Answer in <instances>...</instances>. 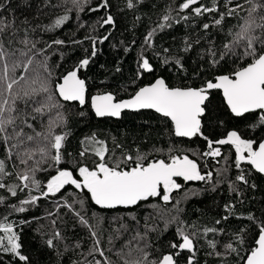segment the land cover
<instances>
[{"label": "snow or ice", "instance_id": "snow-or-ice-1", "mask_svg": "<svg viewBox=\"0 0 264 264\" xmlns=\"http://www.w3.org/2000/svg\"><path fill=\"white\" fill-rule=\"evenodd\" d=\"M142 2L126 0V7L134 9ZM220 3L221 0H210L209 4L203 0H182L177 15L174 17L172 12L175 10L170 8L157 27L162 31L171 27L173 20L179 23L181 19L213 15L212 24L203 23L202 28L208 31L216 26L222 31L227 18H237L240 11H245L247 15L239 25V31H229L230 40L219 48L213 42L206 50L211 57L209 62L212 67L231 61L236 65L232 71L216 75L199 87H174L163 77H157L153 82L138 87L127 99H118L112 92H106L92 95L90 100L91 109L97 118H119L124 110H154L170 121L171 137L188 140L199 137L206 142L205 149L193 152L191 156L186 150L177 147L173 140L166 148L154 147L149 153L137 150L135 154L122 150L117 157L95 133L81 140L79 159L67 152L69 132L64 130L68 124L65 109L73 102L81 107L87 103L86 82L79 72L90 64V57L85 56L64 72L54 71L49 53L55 46H63L66 42L59 38L44 40L41 33H54L60 29L69 20L67 14L57 16L47 25L39 23V15H32L31 4L24 9L32 15L31 19L28 15L23 19L17 18L15 14L11 19L0 15V193H3L0 194V205L8 215L25 213L30 207L38 205L40 200L57 198L69 186L75 190L78 195L71 203L60 195L59 199L63 202L57 203V208L68 209L78 218L80 225L88 228L93 241L88 255H93V261H73L72 264H116L106 252H112L121 264H179V257L187 252L186 264H198L197 241L201 238L195 225H185L180 216V202L176 201L173 204L176 215L170 219L162 218V229L158 223H150L155 219L151 215L145 217L143 225L135 214L130 213L127 218L119 217L128 222H122L114 229L115 236L108 239L110 247L104 249L94 225L90 224L86 215L73 207L74 204L78 203L83 208L87 199L100 209H133L144 202L158 199L167 205L173 201V193L182 188L180 180L185 183L211 182L214 173L212 170L205 171V168L210 161L219 164L220 159L224 160L225 166L215 169L216 175L223 176L230 166H234L237 175L234 181L229 182V190L238 196L241 193L237 182L249 186L252 172L264 176V139L246 138L237 129H226L220 138L212 139L203 130L204 118L211 110V90L222 93L223 103L232 117L245 118L249 114L256 117V124L250 127L264 126V0H244V3L227 0L223 11ZM245 4L249 7L245 8ZM4 5L5 0H0V10L4 9ZM71 5L68 11L75 10L79 16L89 6V0H71ZM45 7L55 8L57 5L48 0ZM110 7V0H98L88 10L99 12ZM37 12L43 14L39 9ZM179 13L191 15L180 16ZM97 24L100 28L114 26V17L106 13ZM155 33L156 29H153L144 37L142 47L145 50L154 47L152 38ZM84 39L91 42V56L95 57L97 43L108 40L109 35H88ZM72 43L79 44L82 41L73 40ZM191 47L192 44L186 42L184 51H189ZM129 50L125 48V52ZM163 51L167 53L169 49ZM156 55L160 56L159 53ZM168 62L169 58L163 57L162 63ZM175 65L183 68L180 59H175ZM61 67V64L55 65L56 70ZM137 67L136 79L144 73L155 71L143 52L139 54ZM79 114L85 115L83 111ZM219 124L224 126L225 122L220 120ZM225 147L234 155L231 161L222 151ZM115 148L122 149V145L116 143ZM89 156L94 157L91 167L85 162ZM66 157H70L71 161ZM200 160H204L203 165ZM68 163H71L70 167L64 166ZM250 186L256 187L254 183ZM21 193L25 194L23 199L19 198ZM187 196L186 193L185 198ZM10 198H16L18 203H10ZM148 206L159 207L152 204ZM233 207L225 205L229 212ZM8 215L0 212V253L11 258L8 264H12V261L15 264H33L31 258L22 252L20 235L14 231ZM247 219L254 227H245L239 233H234V242L224 244V251L219 250L216 241L208 240L211 251L207 254L221 258L220 264H229L225 257H233V264H264V213L260 218L249 214ZM130 222H134L135 226L130 227ZM219 223L217 220L216 224ZM172 224L176 225V238L169 242L171 251H151V234H163ZM217 231L221 230L205 227L203 236ZM125 233H132L130 239L116 249L114 241ZM64 239L56 231L45 240V244L49 249H54L57 248L56 242L62 243ZM75 247H80L79 242H76ZM64 249L69 250L67 244ZM95 254L100 259H96ZM58 255L62 253L58 252ZM0 264H4L2 255Z\"/></svg>", "mask_w": 264, "mask_h": 264}, {"label": "trees", "instance_id": "trees-1", "mask_svg": "<svg viewBox=\"0 0 264 264\" xmlns=\"http://www.w3.org/2000/svg\"><path fill=\"white\" fill-rule=\"evenodd\" d=\"M47 2L48 0H5L4 9L0 10V15L9 19L13 14L19 19H23L25 15H28L29 19L32 18V15H39V23L47 25L57 16L67 14L69 20L60 29H56L54 33H41L44 40L59 38L66 42L63 46H55L49 53L54 71L64 72L85 56L90 57V64L79 72L80 77L86 82L87 103L82 109L77 104H69L65 109L68 124L64 130L69 132L66 142L67 152L79 159L78 153L82 149L81 140L93 133L98 139L104 140L110 152L114 151L117 157L120 156L122 150L135 154L137 150L149 153L154 147L166 148L173 140L176 141L177 147L186 150L190 156L193 152L205 149L206 142L199 137H194L192 140L171 137L169 135L170 121L152 112L124 113L119 120L96 119L89 100L92 95L106 92H112L118 99H127L131 94H134L138 87L153 82L157 77H163L169 85L174 87L188 85L199 87L204 81L213 79L216 75L229 73L236 65L229 61L221 66L212 67L209 62L211 57L208 56L206 50L212 46L213 42L219 48L222 43L230 40L232 37L228 35L229 31L233 33L239 31V25L243 23L247 15L245 11H240L237 18H227L222 25V31L216 26L208 31L202 28L203 23L212 24L213 15L193 17L190 20L181 19L179 23L173 20L171 27H166L161 31L157 26L163 22V16L171 8L175 10L172 12L175 17L178 13V5L182 0H143L134 9L126 7V0H110L111 7L99 12L88 10L89 6H95L98 2V0H89V6H86L85 11L80 12L79 16L75 10L68 11L72 8L71 0H50L52 4L57 5L55 8L45 7ZM203 2L209 4L210 0H203ZM226 2L227 0H221V11L224 10ZM240 2L244 3V0H240ZM29 4L32 5V15L24 11ZM247 7L249 5L245 4V8ZM37 9L43 14L37 12ZM106 13L114 17L115 24L100 28L97 22ZM179 15L191 14L179 13ZM80 25H84V27H80ZM93 26H95V31H93ZM153 29H156L152 38L154 47L145 50L142 47L144 37ZM88 35L96 37L109 35L108 40L97 43L95 57L91 56V42L84 39ZM73 40L82 41V43L73 44ZM197 40L199 43H196ZM186 42L192 44L191 49L187 52L184 51ZM125 48L130 50L125 52ZM165 48L169 49L167 53L163 51ZM141 52L150 59L155 71L151 74L144 73L139 79H136L137 61ZM156 53H159L160 56L158 57ZM163 57L169 58L167 64L162 63ZM175 59L181 60L182 69L175 65ZM57 64L62 65L58 70L55 69ZM117 68L120 70L117 71ZM210 99L212 101L211 110L204 118L205 135L212 139H218L226 129H237L246 138L264 139V126L250 127V125L256 124L255 116L247 114L245 118L232 117L223 103L219 91L211 92ZM81 111L85 115L81 116L79 114ZM220 120L225 122L224 126L219 124ZM116 143L122 145V149L115 148ZM222 151L230 161L234 159V155L228 147ZM66 159L71 161L70 157H66ZM93 159L94 157L89 156L85 160L89 167L92 166ZM200 163L203 165L204 160H200ZM64 166L70 167L71 163ZM224 166L223 159H220L219 164L215 161L209 162L205 171H213L211 182L185 183L180 180L182 188L173 193V201L167 205L158 199H152L142 203L138 208L105 210L91 204L90 200L86 199L83 208L78 203L73 207L86 215L90 224L94 225L98 232L103 248L108 249L110 247L109 237L115 236L114 229L119 227L120 223L128 222L126 219H118L119 217L127 218L130 213L135 214L143 225L145 217L151 215L155 219L150 223H158L162 229L164 227L162 218L170 219L175 216L173 204L179 201V207L182 209L180 216L185 225H195L201 233V238L197 241L196 260L198 264H220L221 258L207 254L211 251L207 241H216L219 250L224 251V244L234 242V233H239L245 227H254L252 222L247 219L249 214L260 218L264 213V177L252 172L249 186L240 185L237 182L241 193L238 196L229 190V182L234 181L237 175L234 166H230L225 175H216L215 169ZM253 183L256 185L255 188L250 186ZM186 193L188 194L187 198H185ZM24 195L21 193L19 198L23 199ZM60 195L71 203L78 194L69 186L62 194H58L57 198L40 200L38 205L31 207L27 212L11 213V215H8L0 205V212L3 215H8V221L14 225V231L20 235L22 252L31 258L33 264H72L73 261H93V255H88L89 250L93 247L89 230L80 225L78 218L68 209L57 208V203L63 202L59 199ZM10 203H18V200L10 198ZM149 204L159 205V207H149ZM225 205H234V207L229 212ZM93 213H95V217ZM225 216L228 219L225 220ZM217 220L220 221L219 224H216ZM21 221H27V223H20ZM134 226V222H130V227ZM205 227H214L221 231L203 236ZM175 229L176 225L172 224L163 234L152 233L151 251L154 253L156 250L171 251L168 245L176 238ZM56 231H59L65 239L62 243L56 242L57 248L49 249L45 240L54 235ZM189 231H191V227H189ZM131 234L125 233L116 239L114 241L115 248H121L130 239ZM76 242H79V248L75 247ZM65 244L68 245V251L64 249ZM58 252L62 255H58ZM0 255L3 256L4 264H8L11 258L2 253ZM106 255L116 261V264H121V261L112 252H106ZM188 255L187 252L182 253L179 257V264H186ZM95 258L100 259L98 254H95ZM224 259H227L229 264H233V257ZM12 264H15V261H12Z\"/></svg>", "mask_w": 264, "mask_h": 264}, {"label": "water", "instance_id": "water-1", "mask_svg": "<svg viewBox=\"0 0 264 264\" xmlns=\"http://www.w3.org/2000/svg\"><path fill=\"white\" fill-rule=\"evenodd\" d=\"M213 91H219V90H211V92H213ZM220 92V91H219ZM221 93V92H220ZM221 96H222V93H221ZM86 98H87V96H86ZM223 98V97H222ZM90 100H91V98H90ZM90 100H89V103H90ZM72 104H77L78 106H79V108H84L85 106H83V107H81L78 103H76V102H73ZM90 107H91V104H90ZM227 107V106H226ZM92 110V109H91ZM139 112H152V113H155L154 112V110H151V109H141V110H138V111H133V110H124V111H122V113H121V116H122V114H124V113H139ZM92 113L94 114V112L92 111ZM156 115H158V116H160V114H158V113H155ZM231 114V113H230ZM247 115V114H246ZM94 116H95V114H94ZM161 117V116H160ZM95 118L96 119H112V120H119L121 117H119V118H115V117H103V118H97L96 116H95ZM163 118V117H162ZM178 139H184V140H188L187 138H178ZM193 139V138H192ZM258 174V173H257ZM260 175V174H259ZM262 177H264V176H262Z\"/></svg>", "mask_w": 264, "mask_h": 264}, {"label": "rangeland", "instance_id": "rangeland-1", "mask_svg": "<svg viewBox=\"0 0 264 264\" xmlns=\"http://www.w3.org/2000/svg\"><path fill=\"white\" fill-rule=\"evenodd\" d=\"M205 170H206V169H205ZM32 207H33V206H32ZM30 208H31V207H30ZM30 208H29V209H30Z\"/></svg>", "mask_w": 264, "mask_h": 264}]
</instances>
